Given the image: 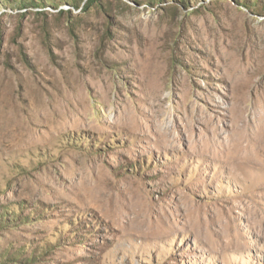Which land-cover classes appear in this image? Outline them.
<instances>
[{
  "label": "rangeland",
  "instance_id": "1",
  "mask_svg": "<svg viewBox=\"0 0 264 264\" xmlns=\"http://www.w3.org/2000/svg\"><path fill=\"white\" fill-rule=\"evenodd\" d=\"M0 264H264V0H0Z\"/></svg>",
  "mask_w": 264,
  "mask_h": 264
}]
</instances>
